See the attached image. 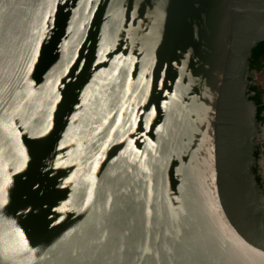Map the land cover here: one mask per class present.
<instances>
[{
  "label": "water",
  "instance_id": "obj_1",
  "mask_svg": "<svg viewBox=\"0 0 264 264\" xmlns=\"http://www.w3.org/2000/svg\"><path fill=\"white\" fill-rule=\"evenodd\" d=\"M262 40L264 0H0V264H264Z\"/></svg>",
  "mask_w": 264,
  "mask_h": 264
},
{
  "label": "trees",
  "instance_id": "obj_2",
  "mask_svg": "<svg viewBox=\"0 0 264 264\" xmlns=\"http://www.w3.org/2000/svg\"><path fill=\"white\" fill-rule=\"evenodd\" d=\"M251 61V69L260 71L264 69V40L259 42L254 48L252 52V56L250 58ZM251 90L254 92L252 98L256 101V103L260 104L259 106V120H264V113L260 114L262 111L264 112V102H262V96L264 95V90L260 84L254 82L251 86Z\"/></svg>",
  "mask_w": 264,
  "mask_h": 264
},
{
  "label": "rangeland",
  "instance_id": "obj_3",
  "mask_svg": "<svg viewBox=\"0 0 264 264\" xmlns=\"http://www.w3.org/2000/svg\"><path fill=\"white\" fill-rule=\"evenodd\" d=\"M253 79L255 82L260 84L264 90V69L254 72ZM261 125H262V137L260 139V151H259L258 161L260 164V169L264 173V120L261 121Z\"/></svg>",
  "mask_w": 264,
  "mask_h": 264
},
{
  "label": "flooded vegetation",
  "instance_id": "obj_4",
  "mask_svg": "<svg viewBox=\"0 0 264 264\" xmlns=\"http://www.w3.org/2000/svg\"><path fill=\"white\" fill-rule=\"evenodd\" d=\"M254 72H256V70H252L251 69V80H252L251 86L255 82L254 79H253V73ZM251 86H250L249 92L251 93V97H252L253 94H254V92L251 90ZM262 102H264V95L262 96ZM259 106H260V104H258V114H257L258 115V118H259ZM262 113H264V112L262 111L260 114H262ZM259 151H260V143H258L257 144V147H256L257 161H256V163L254 164L253 167H254L255 173L257 175V179H258L261 187L264 190V173L261 171L260 164H259V161H258Z\"/></svg>",
  "mask_w": 264,
  "mask_h": 264
}]
</instances>
